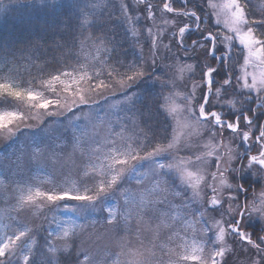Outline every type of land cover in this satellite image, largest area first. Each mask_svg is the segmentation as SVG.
<instances>
[{
	"label": "snow or ice",
	"instance_id": "obj_1",
	"mask_svg": "<svg viewBox=\"0 0 264 264\" xmlns=\"http://www.w3.org/2000/svg\"><path fill=\"white\" fill-rule=\"evenodd\" d=\"M78 7L66 36L0 52V66L36 69L0 82V105H29L0 110V145L42 134L0 156L15 170L0 177L15 213L0 220V264H264V10L252 0ZM48 47L57 55L42 59ZM149 80L158 87H139ZM44 167L47 190L33 187L38 176L16 178ZM69 168L78 189L57 178Z\"/></svg>",
	"mask_w": 264,
	"mask_h": 264
},
{
	"label": "trees",
	"instance_id": "obj_2",
	"mask_svg": "<svg viewBox=\"0 0 264 264\" xmlns=\"http://www.w3.org/2000/svg\"><path fill=\"white\" fill-rule=\"evenodd\" d=\"M85 0H44L41 5L38 0H16L10 5V10L0 12V52L15 50L29 41L40 39L50 45L58 37L66 36L60 31L66 17H71L74 21L79 15V7ZM253 6L257 11L264 10V0H252ZM214 23V21H213ZM123 36V32L117 31V39ZM41 58L47 59L55 57L56 51L48 47L47 51L39 50ZM128 54L132 55L133 50L129 49ZM36 74V69L30 64L27 67L21 63L15 69L11 65L8 67L0 66V76L6 74L15 76L20 73L27 79V73ZM5 74V75H4ZM4 75V76H3ZM18 84L26 87L21 80ZM37 88L39 80L36 81ZM139 87L143 90H152L158 87L151 80L141 83Z\"/></svg>",
	"mask_w": 264,
	"mask_h": 264
},
{
	"label": "rangeland",
	"instance_id": "obj_3",
	"mask_svg": "<svg viewBox=\"0 0 264 264\" xmlns=\"http://www.w3.org/2000/svg\"><path fill=\"white\" fill-rule=\"evenodd\" d=\"M213 2L222 6L224 3H226V0H213ZM221 20H222V23L219 27L224 28L225 25L223 21L226 20V17L223 15L222 8H221ZM5 77L11 78L13 76L9 74H6L2 78L0 76V82H2ZM27 87H29V85H27L25 88ZM37 90L44 91V89L40 88L39 86ZM45 94L47 95V92H45ZM180 102H181L180 99L177 98L176 103L179 104ZM6 108L9 110L20 109V110L28 111L29 105L27 101L13 100L11 105H8V104L0 105V110H4ZM32 114L35 115V110H32ZM41 135L42 134L39 133L35 129L34 130H24L21 134H18L17 137L13 138L12 141H9L7 144L0 145V156H9L12 159H14V156H12L13 150H19L21 147L26 148L28 143L34 136L40 137ZM14 171L15 170L13 166L11 165V162L9 159H0V177L7 175L9 178H12ZM28 175L38 176L40 178L38 184L33 185V187L39 186L41 187V190H47L48 188L51 187V184L49 183L50 177L52 175L51 168L44 167V168H39V169H32L31 172H28L26 170L25 173L21 174V176L16 177V178L21 179V178L27 177ZM57 178L60 180L61 186L66 190H75L80 187L78 175L76 173V170L73 168H69L63 176H60L59 173H57ZM37 202L38 203L40 202L39 199ZM36 211L37 210L35 208L32 209L33 214ZM8 215H15V213L11 211L8 204L0 202V220H4L6 222V217ZM63 215L67 216V215H71V213L64 212ZM103 244H104V241L99 242V245L101 248H103ZM73 259L74 257L70 255H65L63 257L65 264H73Z\"/></svg>",
	"mask_w": 264,
	"mask_h": 264
}]
</instances>
